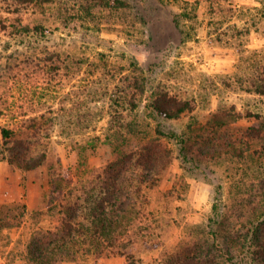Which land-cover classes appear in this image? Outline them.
Instances as JSON below:
<instances>
[{
    "label": "rangeland",
    "instance_id": "1",
    "mask_svg": "<svg viewBox=\"0 0 264 264\" xmlns=\"http://www.w3.org/2000/svg\"><path fill=\"white\" fill-rule=\"evenodd\" d=\"M263 71L264 0H0V264H30L32 236L58 225L63 203L89 215L109 162L137 202L116 245L126 253L59 264H163L177 251L264 264V96L251 89ZM159 91L195 108L158 116ZM216 121V157L157 133L191 124L201 137ZM153 137L171 150L159 175L137 163ZM8 146L46 161L24 170L2 158Z\"/></svg>",
    "mask_w": 264,
    "mask_h": 264
},
{
    "label": "trees",
    "instance_id": "2",
    "mask_svg": "<svg viewBox=\"0 0 264 264\" xmlns=\"http://www.w3.org/2000/svg\"><path fill=\"white\" fill-rule=\"evenodd\" d=\"M251 84V89L255 93L264 96V71L261 77L252 80ZM148 106L158 116L177 118L192 111L195 108V100L192 98L182 99L169 92L159 91L152 96ZM216 123L212 124L211 122L207 129L204 128L201 137L197 136L191 124L187 126V130L182 135L173 131L165 133L162 129H157V133L178 138L184 148L189 143L194 154L203 158H211L222 155L227 145L222 137L214 135L220 126L218 121ZM3 135L8 138L6 143H9L13 134L10 130L4 129ZM217 139H221V142H215ZM151 141L156 142L155 146L146 145L143 148L146 150L145 157L140 158L141 162L137 161V163L145 169H150L156 173L155 175H159L162 170H166L169 166L171 150L164 146L157 137H153ZM10 147L6 148L7 154L2 158L16 166L23 167L24 170L39 168L46 161V153L44 152L38 161L31 164L29 163L31 156H22ZM117 173L116 162H109L103 167L99 175L100 180L95 188L99 196L94 198V201L85 196L87 201H91L89 215L86 216L83 213L80 215L77 206L75 208L63 203L62 216L58 225L53 230H38V234L36 233L38 236L36 234L32 236L27 259L30 264H59L68 258L76 259L83 254H93L97 263L99 258L126 253L125 250L117 248L116 245H121V237L123 234H127V230L123 232L121 230L127 227L128 220L134 217L133 212L137 210V202L134 198L126 195V191L120 189ZM138 177H142L141 174ZM155 181L152 183L154 184ZM83 192L80 187L78 193L81 197ZM80 216H83L86 224L79 220ZM260 223L261 225L253 230L254 246L256 247L255 254L264 256V219L259 221ZM215 260L216 258L211 261L209 257L191 256L190 253L177 251L171 254L163 264H211Z\"/></svg>",
    "mask_w": 264,
    "mask_h": 264
}]
</instances>
